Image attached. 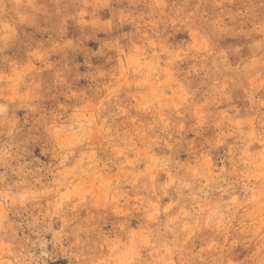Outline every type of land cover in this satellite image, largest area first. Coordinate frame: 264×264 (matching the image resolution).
<instances>
[{"label":"clouds","instance_id":"9594fccd","mask_svg":"<svg viewBox=\"0 0 264 264\" xmlns=\"http://www.w3.org/2000/svg\"><path fill=\"white\" fill-rule=\"evenodd\" d=\"M0 264H264V0H0Z\"/></svg>","mask_w":264,"mask_h":264}]
</instances>
